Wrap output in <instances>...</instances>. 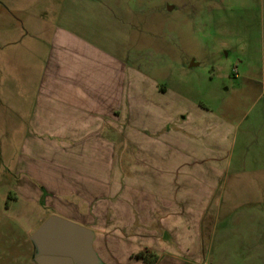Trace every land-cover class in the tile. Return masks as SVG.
Masks as SVG:
<instances>
[{
	"label": "rangeland",
	"instance_id": "1",
	"mask_svg": "<svg viewBox=\"0 0 264 264\" xmlns=\"http://www.w3.org/2000/svg\"><path fill=\"white\" fill-rule=\"evenodd\" d=\"M72 3L80 34L129 64L131 89L140 95L137 103L131 96L128 123L144 129V136L138 144L136 135L129 136L132 146L123 142L129 153L115 157L111 178L121 195L114 202H167L165 211H173L172 200L181 195L173 192V182L186 180L196 187L201 178L175 177L177 169L217 175L218 180L226 176L219 196L223 204L234 196L264 212V0H0V264H36V248L28 238L56 211L54 205L73 201L67 195L46 202L43 192L25 211L24 200H11L27 130L19 112L25 88H11L8 78L11 55L24 60L15 72L27 73L33 53L28 44L39 42L36 35H50L32 34L34 22L54 24L51 12ZM192 194L196 198L201 190ZM176 206L181 216L191 218L190 208ZM70 210L74 218L69 219L90 221L89 211L74 215ZM221 223L217 235L233 227ZM94 227L104 233L102 225ZM206 252L200 256L206 257L205 264L212 258L261 264Z\"/></svg>",
	"mask_w": 264,
	"mask_h": 264
},
{
	"label": "crops",
	"instance_id": "2",
	"mask_svg": "<svg viewBox=\"0 0 264 264\" xmlns=\"http://www.w3.org/2000/svg\"><path fill=\"white\" fill-rule=\"evenodd\" d=\"M61 7L51 10L57 18L54 24L34 22L32 34L50 35L46 39L36 35L39 42L28 44L33 53L26 64H31V70L15 72V66L24 63L18 54L9 60L11 88H25L20 91L22 108L17 112H23L20 118L27 130L23 162L17 171L20 177L11 184V200H24L27 211L28 202H39L43 192L46 202L70 195L72 202L54 205L56 211L40 224L50 214L69 219L74 218L70 209L74 215L89 211L90 221L75 218L74 222L94 232L93 247L100 263L147 264L133 257L145 251L149 258L156 256L153 264H205L206 257H200L205 250L208 255L220 251L225 258L264 264V212L253 202H237L234 196L223 204L219 196L225 191L226 176L218 180L217 175L175 169V177L202 179L200 188L189 186L186 180L173 182V192L181 194L172 200L173 211H165L167 202H114L121 195L120 186L111 178L115 157L121 158L122 151L129 153L123 144L131 143L129 136L136 135L137 144L144 136V129L128 123L131 96L137 103L140 95L131 89L129 64L80 34L75 4ZM234 180L229 183L235 184ZM195 190H201L196 198ZM176 203L193 211L190 219L180 215ZM226 221L233 227L217 235L219 222ZM99 224L102 234L94 227ZM209 263L227 264L213 258Z\"/></svg>",
	"mask_w": 264,
	"mask_h": 264
},
{
	"label": "water",
	"instance_id": "3",
	"mask_svg": "<svg viewBox=\"0 0 264 264\" xmlns=\"http://www.w3.org/2000/svg\"><path fill=\"white\" fill-rule=\"evenodd\" d=\"M87 226L50 214L32 233L36 264H100Z\"/></svg>",
	"mask_w": 264,
	"mask_h": 264
},
{
	"label": "trees",
	"instance_id": "4",
	"mask_svg": "<svg viewBox=\"0 0 264 264\" xmlns=\"http://www.w3.org/2000/svg\"><path fill=\"white\" fill-rule=\"evenodd\" d=\"M134 258L136 259H141L144 262H146L147 264H153V262L156 259V256H154L153 258H149L148 257V253L143 251V252H137L136 254L133 255Z\"/></svg>",
	"mask_w": 264,
	"mask_h": 264
}]
</instances>
